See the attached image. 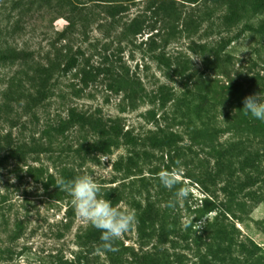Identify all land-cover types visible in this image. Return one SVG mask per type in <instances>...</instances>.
<instances>
[{
  "label": "rangeland",
  "instance_id": "374dc122",
  "mask_svg": "<svg viewBox=\"0 0 264 264\" xmlns=\"http://www.w3.org/2000/svg\"><path fill=\"white\" fill-rule=\"evenodd\" d=\"M260 92L264 0H0V264H264ZM83 174L136 212L116 251Z\"/></svg>",
  "mask_w": 264,
  "mask_h": 264
},
{
  "label": "clouds",
  "instance_id": "9594fccd",
  "mask_svg": "<svg viewBox=\"0 0 264 264\" xmlns=\"http://www.w3.org/2000/svg\"><path fill=\"white\" fill-rule=\"evenodd\" d=\"M243 110L246 115L250 114L256 120L264 121V94L260 92L246 96ZM181 175L182 169L176 167L172 171H162L159 179L164 187L172 189L180 183ZM57 186L71 196L77 214L101 232L103 249L118 250L114 246L115 242L137 223L135 210L113 205L110 200L104 198L100 184L88 174L67 181L62 180ZM188 194L187 186L177 189L175 200L169 201L168 206L174 207L176 202L186 199Z\"/></svg>",
  "mask_w": 264,
  "mask_h": 264
},
{
  "label": "trees",
  "instance_id": "16d2710c",
  "mask_svg": "<svg viewBox=\"0 0 264 264\" xmlns=\"http://www.w3.org/2000/svg\"><path fill=\"white\" fill-rule=\"evenodd\" d=\"M28 63H25L24 66H27ZM44 76L45 74L43 73H39V71H35V80H38V88L37 89H43L44 88V82H45V79H44ZM216 240V237H214V239L212 241H215ZM206 246V249L208 251H212V248H213V245L212 244H209V245H205Z\"/></svg>",
  "mask_w": 264,
  "mask_h": 264
}]
</instances>
